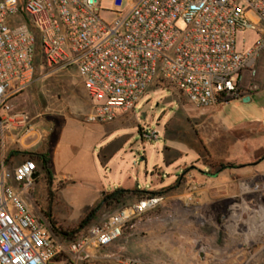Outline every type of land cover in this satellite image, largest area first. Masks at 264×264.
<instances>
[{
  "label": "built area",
  "instance_id": "2783aa9c",
  "mask_svg": "<svg viewBox=\"0 0 264 264\" xmlns=\"http://www.w3.org/2000/svg\"><path fill=\"white\" fill-rule=\"evenodd\" d=\"M21 3L0 0V126L11 98L35 82L42 66L75 67L92 102L86 120L108 123L119 110L134 111L157 86L175 89L197 109L237 99L241 72L264 49V0H114L119 17L111 23L100 16L111 10L101 8L99 0ZM245 30L258 37L240 53L235 37ZM14 118L27 116L19 112ZM142 137L158 135L143 132ZM37 169L28 158L12 172L0 171V264H105L107 248L162 201L154 196L121 206L63 241L8 184L13 179L31 187ZM250 183L244 184L246 192L263 189V180Z\"/></svg>",
  "mask_w": 264,
  "mask_h": 264
},
{
  "label": "rangeland",
  "instance_id": "374dc122",
  "mask_svg": "<svg viewBox=\"0 0 264 264\" xmlns=\"http://www.w3.org/2000/svg\"><path fill=\"white\" fill-rule=\"evenodd\" d=\"M113 3L99 0L101 8L111 10L100 13L108 23L119 17ZM257 37L252 30L237 32L236 50L246 53ZM258 60L264 63V49ZM56 68H38L35 82L9 101L10 112L25 113V121H32L37 130L55 109L67 117L76 114L73 94L82 80L73 66L53 71ZM245 79L241 74V83ZM240 119L232 101L215 109H197L175 89L153 87L134 111L119 110L113 121L102 126L103 138L95 150L102 165L85 166L82 172L65 170L70 178L51 181L39 169L40 176L31 187L20 183L23 198L51 230L53 220L57 228L71 231L99 202L102 191L121 187L159 192L155 196L162 201L156 208L107 248L110 258L105 264L131 260L140 264H264V228L253 230H258L254 223L264 222L259 210H264V188L245 192L244 187L264 181V160L252 164L264 157V149L254 148L263 145L264 139L261 130H253L251 137L240 132ZM143 132L156 133L158 138L147 140ZM230 135L243 139L240 153L234 156L228 155L230 147L225 146ZM247 141L253 143L250 148ZM220 163L226 168L220 170ZM138 200L130 195L115 208L102 207L90 225ZM216 232L219 235L213 240L210 233Z\"/></svg>",
  "mask_w": 264,
  "mask_h": 264
},
{
  "label": "crops",
  "instance_id": "0c3cea01",
  "mask_svg": "<svg viewBox=\"0 0 264 264\" xmlns=\"http://www.w3.org/2000/svg\"><path fill=\"white\" fill-rule=\"evenodd\" d=\"M259 54L254 58L252 66L241 72L242 75H246V79L242 83L240 75L238 83L241 96L231 101L242 116L239 121L241 128L238 130L247 132V137L254 134L253 130H261L264 139V63L258 60ZM75 87L72 106L76 114L67 117L63 111L55 109L54 113L45 120L46 125L40 130L35 129L30 120L21 121L14 118V114L19 112L2 114L0 171L4 169L12 172L29 158L27 152L35 150L48 152L50 171L52 177L57 179H68L71 177V173L82 172L85 166L103 164L98 156H95V150L103 138L102 126L105 123H90L86 120V116L92 110V102L83 85ZM64 106L66 107V105ZM229 139L225 142V146L230 147L228 155H237L240 153L238 148L243 139L233 137V135H230ZM247 143L249 148L253 144L251 141H247ZM254 148L264 149V143L263 145L260 143ZM234 149L236 150L234 151ZM236 151L237 153H235ZM37 166L40 165L37 164ZM65 170L71 171V173ZM36 172L34 180L40 176L39 169ZM8 184L23 198L24 191H22L20 183L9 179ZM210 235L215 236L213 240H217L219 233H210Z\"/></svg>",
  "mask_w": 264,
  "mask_h": 264
},
{
  "label": "trees",
  "instance_id": "16d2710c",
  "mask_svg": "<svg viewBox=\"0 0 264 264\" xmlns=\"http://www.w3.org/2000/svg\"><path fill=\"white\" fill-rule=\"evenodd\" d=\"M21 2L22 0H20V4H22ZM25 19L27 23H29L27 18ZM35 61L36 64L39 65V61H40L39 55L37 56ZM27 154L29 155V159L35 161L37 164L40 165L38 166V169H42L43 171H45L48 180L51 181L53 177L50 171V166H49L50 159L48 156V152L46 150H35L32 152H27ZM217 165L219 167L225 166V164L223 163ZM158 193L159 192H155V191L140 190L138 188L124 189L121 187H118L112 191H102L99 202L95 204V206L89 209L87 214L79 221V223L74 228V230L68 231V230L59 229L57 228L53 220H50L52 224V231L56 236H59L63 241L73 240L77 238V236L83 233L90 226V223L96 218L98 212L101 210L102 207L108 206L115 208L123 204L126 197L130 195L135 196L140 200V199L153 197Z\"/></svg>",
  "mask_w": 264,
  "mask_h": 264
},
{
  "label": "bare ground",
  "instance_id": "6f19581e",
  "mask_svg": "<svg viewBox=\"0 0 264 264\" xmlns=\"http://www.w3.org/2000/svg\"><path fill=\"white\" fill-rule=\"evenodd\" d=\"M247 188V187H246ZM262 188H264V185L262 186ZM246 190L247 189H245V192H246ZM250 206V205H249ZM253 208H255L256 206H252ZM257 208V207H256ZM259 210H261L262 211V215H263V213H264V210L263 209H259ZM264 216V215H263ZM253 218L254 217H252L251 218V222H252V224L254 223V220H253ZM254 226H258V229L260 230V231H263V228H264V222H261L260 224H258V225H256L255 223L253 224ZM254 230V233H255V231H256V229H253Z\"/></svg>",
  "mask_w": 264,
  "mask_h": 264
},
{
  "label": "water",
  "instance_id": "95a60500",
  "mask_svg": "<svg viewBox=\"0 0 264 264\" xmlns=\"http://www.w3.org/2000/svg\"><path fill=\"white\" fill-rule=\"evenodd\" d=\"M242 100L245 101L244 99H242ZM262 160H264V157L259 158L257 161L253 162L252 164L255 165V164H257L258 162H260ZM224 168H226V167H222L220 170H223ZM36 175H37V172L34 174V176H36Z\"/></svg>",
  "mask_w": 264,
  "mask_h": 264
},
{
  "label": "flooded vegetation",
  "instance_id": "af4514ba",
  "mask_svg": "<svg viewBox=\"0 0 264 264\" xmlns=\"http://www.w3.org/2000/svg\"><path fill=\"white\" fill-rule=\"evenodd\" d=\"M53 232V231H52Z\"/></svg>",
  "mask_w": 264,
  "mask_h": 264
}]
</instances>
